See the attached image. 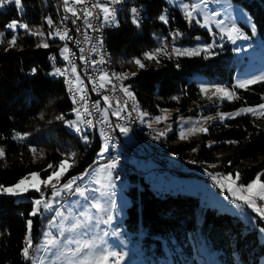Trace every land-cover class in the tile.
<instances>
[{"label":"trees","instance_id":"16d2710c","mask_svg":"<svg viewBox=\"0 0 264 264\" xmlns=\"http://www.w3.org/2000/svg\"><path fill=\"white\" fill-rule=\"evenodd\" d=\"M231 1L249 13L264 43V0ZM137 2L145 10L140 26L135 27L131 23L130 11L129 18L122 11L117 16V25L108 31L106 42L116 72L117 69L128 72L125 84L130 86L132 97L141 111L151 117L167 109L173 110V117L197 115L202 109L198 108V103L203 101L196 76L201 75L205 83L233 84L237 62L232 45L213 47L211 51L214 54L207 58L203 53L175 59L165 57L159 63L144 60L143 53L158 46L160 37L167 36L169 30L182 33L178 43H191L199 36L201 42L210 44L213 36L198 24L189 29L182 19V11L165 0ZM21 3L22 10H18L14 3L0 6L2 186L13 185L32 172L39 173L44 179L58 169L62 160L72 165L61 178V181L67 180L84 172L101 148L97 130L76 133L67 127L65 121L74 118L73 100L68 98L64 84L51 75L53 63H61L59 47L62 43L48 36L50 32L54 36V27L59 22V0H21ZM165 12L168 23L159 20ZM14 20L27 25V28L6 27ZM33 32L43 35H32ZM13 37L16 43L10 46L8 41ZM43 43H47L48 47L39 46ZM51 56L55 57L54 62L50 61ZM134 58H140L145 67L141 69L132 63ZM33 69L36 71L33 72ZM233 91L238 98L209 105L207 110L232 111L260 104L264 96V81L245 89L233 88ZM61 116L62 120L57 119ZM84 135L88 137L87 145L83 142ZM19 136L24 139H19ZM164 141L166 154L197 163L208 174H232L235 177L239 172V185H247L258 175L264 182V115L247 113L213 122L208 124L206 133L182 141L172 131ZM49 165L53 167L49 168ZM128 178H139L141 187L132 184L126 190L129 206L126 208L124 227L131 233L143 234L142 244L149 248L153 264L168 261L170 264H181L187 263V260L198 264L194 252L195 244L203 245L198 241L200 236L204 237L208 249L218 254L216 264H261L264 260V244L257 238L256 228L239 216L217 211L213 207H201L202 224L198 226L197 197L186 193H157L142 177L130 173ZM38 194L29 191L27 199L0 195V264H30L21 249L26 242L28 220H32L30 249L41 234L39 216L29 215L32 211L30 198L38 197ZM256 223L264 227V222L258 218Z\"/></svg>","mask_w":264,"mask_h":264},{"label":"rangeland","instance_id":"374dc122","mask_svg":"<svg viewBox=\"0 0 264 264\" xmlns=\"http://www.w3.org/2000/svg\"><path fill=\"white\" fill-rule=\"evenodd\" d=\"M126 1L128 3H132L133 0L132 1L126 0ZM165 1L167 3H170L174 8L177 7L179 9H183L182 5L189 3L188 2L189 0H165ZM191 1L195 2L196 4H199V0H191ZM200 8L203 9V11H200L198 9L196 13V17L199 20H201L202 23L204 22L206 16L209 17L208 27H202V28H206L208 31L210 28L211 34L215 33V35L212 34L213 39L211 40L212 41L211 44L214 45V48L217 47L218 45L221 46L226 43H230L232 45V50L233 53L235 54V59L237 62L232 77L233 84L226 83V84L218 85L207 82L205 83L204 81H202L203 77L201 75H197L196 82H198L200 91H201V87H205L207 89L205 92H201L202 95L201 100L203 102L198 103V108L201 107L202 109L198 111L197 115L181 114L173 117V110L167 109V110H163L160 115H154L152 117L150 115L144 116L142 118V123L149 130H151V132L154 135L156 134V136L159 138L160 141L159 143L163 147V148L161 147V149L165 148L163 142H165L164 139L166 138V135H168V133L175 131L180 141L191 139L194 138L195 136H198L200 133H204V132H200L196 130L189 133L187 131L188 129H199V128L207 129L208 124L213 122H221V120L218 118L217 115L218 113H234L237 110L234 109L232 111H223L218 108L215 109V111L207 110V106L214 105L216 103L219 104L220 101H222L221 99H218L217 97L213 96V92L215 91L214 86L225 87L228 88L230 91H233V88L245 89V88L237 87L239 81L250 79L254 76H259L264 74V43L259 38L257 32L255 33V35H253L252 33L253 22L249 13H247L246 10L242 8L240 5L234 4L231 0H210V2L209 3L207 2L206 5H200ZM123 12H126L129 18V10L125 9V11L123 10ZM212 12H216L217 15L215 17H212L211 16ZM144 15H145V10H144ZM163 15L166 16V12L163 13ZM117 16L115 17L116 22H118ZM216 20L225 21V24L223 26L225 29L230 28L232 25H235V27L239 29L241 33L247 35L249 39L248 40L237 39L235 44L229 41L226 35H224L225 38L221 39L222 33L220 31V28H218L215 23ZM246 28L249 31H247ZM169 32H171L170 33L171 37H169V40L172 39L171 44L168 45V43H164L163 41L165 36H161L158 41L159 45L152 47L153 49L164 48L166 52L169 53V55H160L161 57L169 56L170 58L173 59H175L176 57L178 58L179 56L171 54L173 47L179 49H185V48H196L207 44L205 42H201L200 38L197 39V37L199 36H196L194 38V41H192L191 43L177 42V44H174L173 43L174 31L169 30ZM235 35L236 34L233 33L234 37ZM53 37L57 39L55 32ZM187 38L188 35L185 36V39ZM217 41L220 42L216 43ZM64 47L65 45L63 44L61 45V47H59L60 48L59 58H61L62 62H66V60L64 59V55H66V53H64L63 55L61 54V50ZM154 51L155 50H153V52ZM147 52H152V50ZM201 54H203V52H201ZM117 71L119 72L118 76L121 78L119 79L118 82H117L118 79L115 80L116 81L115 84L119 86V88L122 90L124 94L126 93L123 91V88H128V91L131 92L130 86L128 84H125L126 79L123 78L124 75L128 76V72L123 73L120 72L118 69ZM132 96L133 95H131L130 97ZM209 97L212 98L209 99ZM262 99L263 100L260 103H264V96L262 97ZM224 100H229V99H224ZM256 105H247V107L256 106ZM104 110L105 109L102 110V113L104 112ZM141 112L144 111H141L139 107V114ZM72 114L74 115V118L71 121H76L77 116L73 112ZM257 114H260L259 109H257ZM156 116H160L162 117V119L160 121H156L155 120ZM206 117H215V119L206 120L204 119ZM226 119L229 118H225L224 120ZM84 127L85 126H83V124H80V128L82 130L81 132H86L85 131L86 129ZM70 129L73 132L81 133L75 131L73 128ZM182 131L185 133L186 138L184 139L181 138ZM160 133H164V134L159 135ZM99 136L101 139V148L97 152L96 158L93 161L99 158H104L106 155H108V153H110L108 152L110 145L102 139L100 134ZM122 137L124 138L122 142L124 145L129 146L130 144H132L133 138L130 134V131H128L126 135L122 134ZM105 144L108 145V150L102 152V148ZM101 152L102 155H99L101 154ZM91 164H92L91 166L88 165L89 167H87L84 172L72 176L67 180L64 181L60 180L59 184L57 185V187L59 188L61 185L69 183L73 178H77L75 184L73 185V188H76L77 186L82 189L87 188L88 191L85 193V195L88 197L87 200L84 197L79 196L77 193H75V191L73 192L72 195L66 196V199H62L63 194L69 191V190H65L61 192V195L59 197L55 198L52 211L44 212L43 209H41V213L38 214V216L42 221V230H41V234H39L40 237L38 242L30 250L29 254L31 256L30 259H28L30 264H52L53 260L56 261V264H67V261H65L63 257H61L59 260H56L55 257H52L51 251L64 249L65 247L64 241L68 240L69 238H75L76 241H80V242H84V241H88L89 243H92L93 241L95 242L94 248L85 249L82 256L77 258L78 264H95V258L103 254L101 251H99V249H107L108 251H116L124 254V260L121 261L120 264H147V263L153 264L154 258L151 256V252L149 248L144 247L142 244L143 234L131 233L129 231H126L124 227L126 208L129 206V197L127 195L126 190L132 184L136 185L138 188L141 187V182L139 178H137L136 180H132L128 178V174L130 173H134L135 175L142 177L145 180V182L148 183L149 187L152 190L156 191L157 193L158 192L182 193V194L186 193L197 197L199 202V208L198 211L196 212L197 215L196 224L198 226L202 224V217L200 215L201 207H210V208L213 207L217 211L224 213L227 212L237 217L239 216L243 221L248 223L249 226L255 227L257 238L262 244H264V232L261 231L262 229H264V227L256 223L257 218L260 221L264 222V219H261V215H260L262 212H264V201L255 199V206L259 208V211L255 210V208H249L244 201L236 198L239 197L241 194L247 195L246 191L244 192L237 191L235 196H233L228 191V184L230 183V181L227 179L228 175L222 176L212 173L210 174L209 177H206L205 175H201V176L197 175L196 177L191 178L189 176H185L186 174H183V175H175L173 177H170L168 181H165L161 178V176H159V174L156 175V173L150 172L146 167L144 169L145 171L141 173L140 171H136V170L133 171L132 169L130 170L127 169V171H125L126 169H117L118 166H116L115 167L116 171H112L111 169L112 172L111 179H107L106 178L107 171L105 170L107 167L106 165H103L98 168V167H94V163ZM81 176H83V179H80ZM213 176H216V180H213ZM31 182L32 181H29L28 183ZM53 183H55V180L53 181ZM221 185H223V187H221ZM41 187L45 197L50 198L52 189L50 187L47 188L43 186ZM216 187H219V189H217ZM233 188L235 190L236 185H233ZM2 194L3 193H0V195ZM16 197L18 199L20 198L27 199L26 194ZM36 198H39V196L30 198V201L32 202V207H33V200ZM109 200L115 202L114 206L108 203ZM96 202H99L102 208L107 207L109 209L111 215L113 216V219L111 220L110 223L104 224L102 220L107 218L106 214L104 212H98L95 208L91 207V205ZM237 205H239V207ZM57 213H59V215H57ZM53 216H55V221L52 224H50V221L53 220ZM65 217H67V219H65ZM93 217H95V219H93ZM97 219L101 220V222L98 225H97ZM250 220H252V222H250ZM73 225H86V226L73 228ZM69 229H71V231H69ZM61 230H64L63 236L60 235ZM113 232L116 233V235H112L111 233ZM104 233H109V234L104 235ZM50 239H54L58 242L56 247L51 251L49 250V246L47 245V241ZM198 241H201L203 243V248L200 251L196 249V251L194 252V255H196L195 257L197 263L216 264V257L218 254L208 249L204 237L200 236L198 238ZM75 246H76L75 244L67 245V247H75ZM261 262H262L261 264H264V260H262ZM170 263L171 262L169 261L163 262V264H170ZM109 264H112L111 259L109 261Z\"/></svg>","mask_w":264,"mask_h":264},{"label":"snow or ice","instance_id":"6c2138e0","mask_svg":"<svg viewBox=\"0 0 264 264\" xmlns=\"http://www.w3.org/2000/svg\"><path fill=\"white\" fill-rule=\"evenodd\" d=\"M73 3H82L83 0H72ZM113 3H120L121 0H112ZM9 3H14L17 7L18 10H22V3L21 0H0V6H2L3 4H9ZM65 5L67 6L69 4V0H64ZM207 0H199V4L193 3L191 5L188 4H184L182 5V8L184 10V15L185 18L188 20L189 23H191L193 20H195V22L200 25L201 27H208V19L209 17H205L204 22L202 23L201 20L196 18V13L198 11V9L200 11H203V9L200 8V5H206ZM91 7L93 8H98L100 9V11L103 13V18L104 21L107 23L108 21H115V9L110 8L108 4L105 3H96L93 4ZM66 11L71 12L73 17H78L77 12L75 9L70 8V7H66ZM131 13H132V23L134 25H136L137 27L140 26V22H139V18H138V9L133 7L131 9ZM217 15L216 12H212L211 16L215 17ZM93 16V12L85 9L84 10V19L88 20L89 17ZM67 18V17H66ZM159 20L164 22V23H168V20L166 18L165 15H160L159 16ZM73 23H75L76 21L73 20ZM49 24L52 23L51 20L48 21ZM216 25L218 28H220V31L222 33L221 35V39L224 38V35L227 36V39L229 41H231L233 44L236 43L237 39H242V40H248L249 37L247 35H244L243 33L240 32L239 29H237L235 27V25H232L230 28L225 29L223 26L225 24V21L223 20H216L215 21ZM89 27H91V23L89 21ZM6 27L10 28V29H15L17 27L20 28H27V25L25 24H18L17 21H12L11 23H9L8 25H6ZM209 31L211 32V29L209 28ZM233 33H235V37L233 36ZM252 33L253 35H255L256 33V26L255 24L252 25ZM213 35H215V33H212ZM32 35H43L42 33H35L33 32ZM57 36H59V39L64 40V39H70V37H68L67 32L64 33H56ZM180 35H182V33L180 32H176L173 34V39H176L177 37H179ZM49 38H53V33H48ZM197 39H199V37H197ZM9 45H14L16 43V38L13 37L10 41H8ZM40 47H48L47 43H43L41 45H39ZM214 45L213 44H206L200 47H196V48H185V49H179V48H175L173 47L172 49V55H176V56H197L200 55L201 52L205 53V58H207L210 55H213L214 53L211 51L213 49ZM69 52V49L67 48V46H65L62 50H61V54L63 55L64 53ZM160 55H169V53L166 52V50L164 48H157L155 49L154 52H145L143 53V59L144 60H155L157 63H159V56ZM51 59H55V57H52ZM64 59L68 60L69 57L67 55H64ZM82 60H85L86 62V58L81 57ZM103 61H101L102 63ZM132 63L136 64L139 68H144L145 64L142 62V60L140 58H134L133 61H131ZM36 70L33 69V72H35ZM72 73H76V68L73 66L71 68ZM51 75H65V73L57 68L53 73H51ZM132 75H136V73H132ZM121 77L117 76V79H120ZM124 79H127L128 76L124 75L123 76ZM78 79V77H77ZM98 80L100 81L99 83V87L100 88H104L105 87V82L110 83L111 79L108 75V73H101L98 77ZM264 81V74L259 75V76H254L250 79H246V80H242L239 81L237 84V87L239 88H248V86L257 83V82H261ZM215 87V91L213 92V96L217 97L218 99L224 100V99H233V98H238L235 97V93L233 91H230L228 88L225 87H221V86H214ZM95 85L93 87V91H95ZM207 89L205 87H201V92H205ZM123 91L131 96L132 93L128 91V88H123ZM212 97H209V99H211ZM74 102H75V97L73 98ZM173 99H176V97H173ZM81 100L84 101V105H83V113L84 115H90L91 113L89 112L88 108H87V101L86 98L84 96H81ZM103 100L105 102V104H108L109 101V97L108 96H104ZM257 109L260 110V114L264 115V103H260L256 106H250V107H242L240 109H237L234 113H218V118L223 121L225 118H233L234 116H238L241 114H251L253 116L257 115ZM77 111V120L76 121H65V123L67 124V126L69 128H73L75 131L77 132H81V128H80V124H84L87 126H92V121L89 119H83L81 112L79 110ZM119 109L115 112L112 113V115L115 116H119ZM133 111H137V109L134 107ZM102 115L104 116L105 120L107 119V110L105 109L104 112L102 113ZM148 115V113H144L141 112L140 113V117L143 118L144 116ZM57 119H63V117H57ZM162 119V117L160 116H156L155 120L156 121H160ZM206 120H212L215 119V117H206L204 118ZM117 127H119V130L122 134H127L128 133V128L121 126V125H117ZM200 131V132H207L206 128H199V129H188L187 131L189 133L193 132V131ZM164 133H160L159 135H163ZM19 139H24L23 136H19ZM83 142L87 145L88 144V137L86 135H84L83 137ZM181 138L184 139L185 137V133L182 131L181 132ZM231 143V142H230ZM210 146V145H209ZM108 150V145L105 144L102 148V152L107 151ZM33 152H35V149H32ZM193 151H196V149H193ZM101 154L99 155H102ZM4 154V150L2 148H0V156H2ZM72 155H75V153H72ZM230 163V162H229ZM72 165L69 164L67 161L62 160L58 166V169L51 172L46 178L41 179L40 178V174L36 173V172H32L29 175L21 178L15 185L13 186H2L0 185V193L6 194V195H10V196H20V195H24L29 191H35L37 193H39V198H36L33 200V207H32V211L29 213L30 216H37L38 214L41 213V209H43L44 212H50L53 210V203L55 201L56 197H59L61 195L62 191L65 190H73V185L75 184V181L77 178H73L69 183L63 184L61 185L59 188L57 187V185L59 184L61 178L64 176V174L68 171V169L71 167ZM49 168H52V165L48 166ZM116 167V163L113 162L110 165H107L106 167V171H107V179H111L112 176V172L111 169H114ZM80 179H83V176L80 177ZM227 179L230 181V183L228 184V191L235 196L237 191H241L247 192V195L241 194L239 197H236L239 200L244 201L247 206L249 208H255V210L259 211V208L255 206V199H259L261 201H264V182H261V180L259 179V175L257 176V178L253 179L250 183H248L247 185H238L237 182L240 179V173L237 172L235 174V177L233 178L232 174H229ZM55 180V183H53V181ZM213 180H216V176H213ZM29 181H32L31 183H28ZM233 185H236V188L234 190ZM50 187L52 189L51 192V197L50 198H46L44 195V192L42 191V187ZM221 187H223V185H221ZM255 190V191H254ZM75 193H77L79 196L84 197L86 200L88 199V197L85 195V193L88 191L87 188H80V187H76L74 189ZM109 204H112L114 206V201L109 200L108 201ZM239 207V205H237ZM91 207L95 208L98 212H104L107 216L106 219H103L102 222L104 224H108L111 222V220L113 219V216L111 215L109 209L107 207H103L101 206V204L99 202L93 203L91 205ZM57 215H59V213H57ZM261 219H264V212H262L261 214ZM65 219H67V217H65ZM93 219H95V217H93ZM55 221V216H53V220L50 221V224H52ZM101 222L100 219H97V225ZM28 225V234L26 236V242H25V246L21 249L22 251V255L24 256V258L26 260L30 259V248L32 246V240H31V228H32V220H28L27 222ZM80 226H86V225H73V228L75 227H80ZM69 231H71V229H69ZM262 232H264V229L261 230ZM64 234V230H61L60 235L63 236ZM109 233H104V235H108ZM112 235H116V233H111ZM57 241L54 239H50L47 241V245L49 246V250L51 251L52 249H54L57 245ZM69 244H75V247H67V245ZM64 249L62 250H57V251H51V255L52 257H55L56 260H59L61 257L64 258L65 261H67V264H78V257H81L84 250L85 249H91L95 247V242L93 241L92 243H89L88 241H84V242H80V241H76L75 238H69L68 240L64 241ZM99 251H101L103 254L96 257L95 258V264H109V261L111 259L112 264H120L121 261L124 260V254L116 252V251H108L107 249H99ZM52 264H56V261L53 260Z\"/></svg>","mask_w":264,"mask_h":264},{"label":"built area","instance_id":"2783aa9c","mask_svg":"<svg viewBox=\"0 0 264 264\" xmlns=\"http://www.w3.org/2000/svg\"><path fill=\"white\" fill-rule=\"evenodd\" d=\"M98 1L106 0H96V3H98ZM191 4L193 3H188V5ZM61 5L65 7L64 12H66L67 17L64 32H67L68 37H70V39L62 40V44L69 47L71 65H78V67H80V85L71 84L70 71H68V74H65L64 76L68 79L69 85L72 86V90L75 92V97H79L81 108H83L84 105V101L81 100V96L86 98V106L91 114L85 115V119L92 121V126H90L91 131L94 132L97 130L102 139L116 137L118 140L123 142L124 138L122 137L117 125L127 127L128 130H133V143H138V150L131 151H133V157L137 158L141 166L146 165V168L150 172H156V175L159 174L161 177H164L163 174H170V176L186 174L191 178L196 177L197 173H190L186 170V168H169L167 163H161V159L157 157V150L156 153H148L145 149V140L153 139L151 132L147 129V134L140 135V126H135L133 124V114L130 110V115L123 116V119H116V116L112 115V113L118 109L120 110L119 112H121V107H127L128 103L124 101L123 93H117V86L114 83L113 87H99L100 81L98 80V70H96V62H98L99 59H97V53L89 52V45L92 44L93 39H96L95 28L89 27V24H84V20L82 18V10L88 9L95 13L98 12V8L89 7V5H87V0H83V2L79 4L73 3L72 0H69V4L67 6L65 5L64 0H61ZM66 7L75 9L79 18L73 17L71 12L66 11ZM181 16L183 21L189 24V27L192 26L193 28L197 24L195 20L191 23L188 22L185 18L184 10L182 11ZM73 20L76 22L73 23ZM170 33L171 32H168L166 39V43H168V45L171 44L172 40H169V37H171ZM81 57L86 58V62L85 60H82ZM94 85L96 89L95 91H93ZM104 96L109 97L108 104H105L103 100ZM103 109L107 110L106 120L102 115ZM113 162V160H97L96 167L99 168L103 165L107 166ZM112 170L116 171L115 168ZM216 188L219 189V187ZM74 189L75 188H73V190H69L67 193H64L62 199H66V196L72 195Z\"/></svg>","mask_w":264,"mask_h":264},{"label":"bare ground","instance_id":"6f19581e","mask_svg":"<svg viewBox=\"0 0 264 264\" xmlns=\"http://www.w3.org/2000/svg\"><path fill=\"white\" fill-rule=\"evenodd\" d=\"M107 1V2H106ZM106 1H98V3H105L108 4L110 8L115 9V17L122 12L123 10L127 9L130 11L131 13V9L133 7L138 9V18H139V22L140 24L144 21V17H143V12H144V6L142 4H139L137 2V0H131L132 3H128L126 0H121L120 3H113L112 0H106ZM207 2L209 3L210 0H207ZM60 3V14H59V22L57 24V26L55 27V34L57 32L59 33H64V26H66V12H64V8L61 5V0H59ZM189 3H194L189 1ZM93 4H96V0H87V5H89V7H91ZM82 18L84 20V24H89V21L91 23V28H95V34H96V39L92 40V44L89 45V52L90 53H97V59L98 62H96V70H98V77L101 73H108L111 82H105V86L106 87H113V83L115 84V80H117V76H118V72H116L115 68H114V61L112 59V55L109 51V48L107 46V37L109 34V30H111V28L114 27V25L116 24V19L115 21H108L107 23L104 21L103 18V13L100 11V9H98V12L93 13V18L89 17L88 20L84 19V10H82ZM131 18H132V13H131ZM187 24V23H186ZM188 28L190 29L191 26ZM57 36V35H56ZM168 36V34H167ZM167 36L164 37V43H166V39ZM57 39L62 43V40L59 39V36H57ZM67 46V45H65ZM98 47V48H97ZM67 48L69 49V47L67 46ZM152 52L155 49H151ZM66 55L69 57L68 60H66V62H62L61 63H53L54 68H52V73L57 69H61L65 74H68V71H70V77H71V84L73 85H80V67H78V65H71V60H70V55L69 52L66 53ZM54 56H51V58ZM159 56V60H161L163 57H167V56H163L161 57ZM169 57V56H168ZM50 61L54 62V59H51ZM171 59V58H170ZM101 61H103L101 63ZM76 68V73H72L71 68L72 67ZM53 77L55 79L60 80L66 89V92L69 96V98L73 103V107H72V112L77 116V111L79 110L81 112L82 118L85 119V115L83 113V108H81V103H79V97H75V92H73L72 90V86L69 85L68 83V79L66 78V76L64 75H53ZM78 77V79H77ZM116 78V79H115ZM119 81V79L117 80V82ZM121 82V81H120ZM120 84V83H117ZM116 85V84H115ZM117 86V93H123L122 90L119 88L118 85ZM75 97V102H74V98ZM123 98L124 101L126 103H128L127 107H121V112H119V116H116V119H123V116H128L130 115V111L133 114V124L135 126H140V135L142 134H147V127L142 123V118L140 117L139 114V106L135 100V98L130 97L126 94L123 93ZM136 108L137 111H133V108ZM130 110V111H129ZM85 126L84 128L87 131H91L90 126L87 125H83ZM130 134L133 138V130H129ZM151 132V130H149ZM151 135L153 137V139H146L145 140V149L148 151V153H156L157 150V157H159V159H161V163H167L169 168H186V170H188L190 173H197V175H205L206 177H209L210 174H208L207 170L203 167H201L199 164H195L193 162L187 161V160H182L176 156L173 155H168L166 154L165 150L161 149L162 145L159 143V138L156 136V134L154 135L151 132ZM105 142H107L110 145V148L108 150V155H106L104 158H99L96 159L95 161H93L92 163H94V167H96V161L97 160H113L116 163L117 169H126L125 171L132 169L133 171H140L141 173H143L145 170L146 165L141 166L137 160V158L133 157V151L131 150H138V143H133L130 144L129 146L124 145L120 140H118L116 137L115 138H103ZM134 139V138H133ZM155 141V143H154ZM163 148V147H162ZM118 150V151H116ZM92 165V164H91ZM90 165V166H91ZM91 168V167H90ZM89 168V169H90ZM93 168V167H92ZM113 171V170H112ZM139 172V173H140ZM138 173V172H137ZM156 173V172H154ZM164 177H162L164 180H168L170 179V174H163ZM190 177V176H189ZM209 179V178H208ZM70 196V195H69ZM251 222V220H250ZM196 248L199 249L200 248V244L196 245Z\"/></svg>","mask_w":264,"mask_h":264},{"label":"water","instance_id":"95a60500","mask_svg":"<svg viewBox=\"0 0 264 264\" xmlns=\"http://www.w3.org/2000/svg\"><path fill=\"white\" fill-rule=\"evenodd\" d=\"M174 33H176V32L174 31L173 34H174ZM177 42H178V38L173 39V43H174V44H177Z\"/></svg>","mask_w":264,"mask_h":264},{"label":"crops","instance_id":"0c3cea01","mask_svg":"<svg viewBox=\"0 0 264 264\" xmlns=\"http://www.w3.org/2000/svg\"><path fill=\"white\" fill-rule=\"evenodd\" d=\"M191 1V0H190ZM181 11L183 10V9H180ZM204 29H206V28H204Z\"/></svg>","mask_w":264,"mask_h":264}]
</instances>
